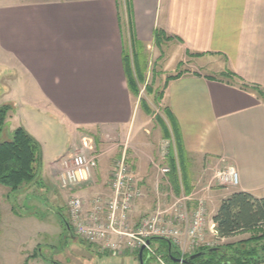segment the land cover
<instances>
[{"label":"crops","instance_id":"0c3cea01","mask_svg":"<svg viewBox=\"0 0 264 264\" xmlns=\"http://www.w3.org/2000/svg\"><path fill=\"white\" fill-rule=\"evenodd\" d=\"M158 29L179 47L181 61L192 55L205 72L168 80L163 94L197 197L207 198L206 187L197 190L198 171L228 162L240 183L222 193L221 201L239 191L264 198V0H128L123 13L116 0L14 5L0 11V51L35 87L39 104L75 133L70 151H81L95 131L123 133L131 127L137 107L124 55L132 45L151 50ZM226 71L236 78L221 77ZM138 159L131 167L145 193L139 210L148 193L160 201L159 180L165 178ZM55 163L46 175H57ZM195 205L190 202V209Z\"/></svg>","mask_w":264,"mask_h":264},{"label":"rangeland","instance_id":"374dc122","mask_svg":"<svg viewBox=\"0 0 264 264\" xmlns=\"http://www.w3.org/2000/svg\"><path fill=\"white\" fill-rule=\"evenodd\" d=\"M54 1L56 0H0V11L14 5H35ZM116 4L119 12L123 13L125 0H116ZM141 54L147 67H145L144 82L139 85V95L137 98L133 97L137 115L131 127L127 125V132L123 133L95 131L92 137H89L94 139L92 142L91 139L85 138L87 146L83 143V151L93 152V155L98 156L99 167L91 184L70 192L59 187L55 173L52 176L46 175L45 168L52 162L58 163L61 156L72 153L70 148L75 147L73 146L76 140L75 133L57 114L47 111L39 104L43 102L38 98L35 87L0 51V107L10 105L3 136L11 137L14 130L25 127L42 145V168L44 166L37 185L27 187L21 193L11 194L9 188L0 184V264H140L138 251L113 255L100 246L87 245L77 236L76 239H71L65 230L62 218L65 217L70 221L67 202L73 194L87 200L100 194H109L115 162L125 148L128 158L130 157V166L137 161L135 157H139L138 160L145 162L146 165L151 164L152 167L153 162L167 166L168 153L171 143L174 144V136L171 139L166 138L163 129V122L169 126L167 107L163 102L166 82L178 72L182 74L197 73L198 70L205 72L192 55L181 61L179 47L173 42H168L166 38H163L159 45L155 43L151 50L144 48ZM130 135L131 137L128 138ZM81 136L84 135L80 134L79 138ZM223 163L222 167L208 170L204 167L196 176L197 190L206 187L207 202L204 201L209 217L221 201V194H227L236 188L222 186L215 178L216 170L224 171L226 167L231 166L228 162ZM167 181L162 183L163 181L159 180L160 187L162 186L160 201L157 196L148 193V198L145 199L147 203H143L142 208L138 210L139 202L136 204L132 218L133 225L155 213L159 202L162 210L172 206L174 198L178 196L174 194L169 179ZM191 186L193 187L191 194L197 193L193 183ZM253 235L254 232L244 233L221 240L208 233V243L212 246L207 247L246 241ZM151 245L156 250L163 243L154 240ZM177 250L181 252L179 248ZM158 256L161 255L157 254ZM157 257L148 260L146 264H162ZM163 261L166 262L164 258Z\"/></svg>","mask_w":264,"mask_h":264},{"label":"built area","instance_id":"2783aa9c","mask_svg":"<svg viewBox=\"0 0 264 264\" xmlns=\"http://www.w3.org/2000/svg\"><path fill=\"white\" fill-rule=\"evenodd\" d=\"M84 144L87 146L86 142ZM57 164L59 187L74 192L94 181L99 157L93 152L75 150L59 159ZM152 164L167 181L170 168ZM111 176L108 195L100 194L87 200L73 194L67 202L73 233L86 243L100 246L113 255L139 252L144 246L150 257H157L151 243H147L152 238L169 240L183 253L186 248L195 252L212 246L208 243V233L218 238L216 224L209 217L206 203L196 193L175 197L171 207L157 210L133 225L136 204L145 198V193L129 165L127 149L116 160ZM215 178L222 186L237 187L240 183L239 174L232 165L224 171L216 170ZM190 202L196 204L193 209L189 207ZM157 259L166 263L161 256Z\"/></svg>","mask_w":264,"mask_h":264},{"label":"trees","instance_id":"16d2710c","mask_svg":"<svg viewBox=\"0 0 264 264\" xmlns=\"http://www.w3.org/2000/svg\"><path fill=\"white\" fill-rule=\"evenodd\" d=\"M125 1L127 4L128 0ZM163 38H165V32L156 30L155 43L159 45ZM143 49L144 46L141 44L137 48L132 45L131 51L124 55L128 89L132 97L136 98L139 95V85L144 82L145 67H147L144 56L141 54ZM181 75L182 73L178 72L168 80ZM221 77L233 79L236 75L226 71ZM257 91L260 95L263 94L260 89ZM9 110V104L0 107V184L9 188L11 194H16L39 182L42 176L39 175L42 145L24 127L14 130L11 137L3 136ZM166 113L169 121V126L163 122L166 138L171 139L174 136V144L170 145L166 164L170 168L169 181L176 196H188L193 190L189 158L184 152L181 135L172 112L167 108ZM213 221L216 224L218 239H230L244 233L254 232V235L246 241L234 244L202 247L190 255H183L172 243V254L176 258L186 259L195 253H206L186 264L264 263V198H256L247 192H233L221 201ZM68 222L70 224V221ZM65 230L67 232L66 227ZM150 240L151 243L154 240L161 241L163 245L155 250L156 254H160L169 264H177L168 257L169 244L166 240L162 238ZM143 258L146 264L153 257L144 251Z\"/></svg>","mask_w":264,"mask_h":264},{"label":"water","instance_id":"95a60500","mask_svg":"<svg viewBox=\"0 0 264 264\" xmlns=\"http://www.w3.org/2000/svg\"><path fill=\"white\" fill-rule=\"evenodd\" d=\"M42 174V162H41V165H40V174ZM62 221L64 222L65 224V227L67 229V233L68 235L71 237V239H76V235L73 233L72 231V228H71V225L69 224V222L63 217L62 218ZM169 244V250H168V257L169 259L173 262V263H177V264H186L192 260H195L203 255H205L206 253L205 252H201V253H195L191 256H189L188 258L184 259V258H176L173 254H172V242L169 241V240H166ZM148 244L151 243V240L147 242ZM144 251H145V247L143 246L140 250H139V260H140V264H145L144 262Z\"/></svg>","mask_w":264,"mask_h":264}]
</instances>
